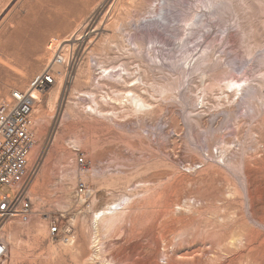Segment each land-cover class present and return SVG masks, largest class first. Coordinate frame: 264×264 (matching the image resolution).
Listing matches in <instances>:
<instances>
[{"label": "rangeland", "instance_id": "1", "mask_svg": "<svg viewBox=\"0 0 264 264\" xmlns=\"http://www.w3.org/2000/svg\"><path fill=\"white\" fill-rule=\"evenodd\" d=\"M152 29L157 32L148 33ZM138 48L149 62L178 73L166 75L175 81L166 101L161 97L166 76L159 70L148 72L145 82L137 79ZM208 51L237 75L251 68L247 76L254 85L231 104L223 99V87L233 76L227 73L217 80L222 89L214 87L213 96L202 103L212 81L193 66ZM59 55L65 62L57 63L60 70L52 68L55 83L32 89L39 96L32 112L36 141L29 158L33 212L28 221L0 220V241L8 248L0 264H108L124 259L140 242L139 235L151 239L150 233L163 227L168 196L188 192L198 197L185 228L188 240L177 251L181 261L216 264L220 244L234 240L238 245L247 234L253 249L242 259L236 246L231 264H264V212L253 216L237 172L203 170L201 149L190 140L193 125L201 144L204 134L219 128L224 139L234 140L232 156L249 143L250 133L242 128L235 137L230 114L249 107L255 84L264 76V0H0V98L10 99L15 89L26 92ZM132 92L154 112H136ZM93 100L120 124L142 118L152 137L86 113ZM164 105L168 109H161ZM232 106L234 112L228 110ZM174 120L178 128L172 126ZM212 144L215 156L210 161L221 162V143ZM181 177L195 186L185 179L182 188H175ZM147 178L152 179L149 188L137 182ZM3 192L10 190L4 187ZM125 196L137 205L127 218L108 230L94 223L95 211L117 206ZM260 201L257 196L255 204L262 209ZM53 222L60 228L56 237L50 232Z\"/></svg>", "mask_w": 264, "mask_h": 264}, {"label": "bare ground", "instance_id": "2", "mask_svg": "<svg viewBox=\"0 0 264 264\" xmlns=\"http://www.w3.org/2000/svg\"><path fill=\"white\" fill-rule=\"evenodd\" d=\"M153 32L156 33L157 29H152V30L148 31V33H153ZM254 43L257 44L258 42L255 41ZM249 47L250 46H248V48ZM135 51H137V53H139V58H140V61L137 63L136 68H135L136 69L135 71H138V73H139V76L137 79H139L140 81L145 82L144 76H147L148 72L153 73V71H156V70H159L163 76H166V75L167 76L168 75L174 76V75L178 74V73H174L172 70H166V69L162 68L159 64L154 63L153 61L149 62V60L145 59L143 57V55L140 54L141 52H140L139 48ZM252 51L253 50L250 49V53H252ZM148 52H150V51H148ZM149 54H148V56H149ZM204 54L205 55L210 54V51H208L207 53H204ZM203 55L199 58L203 59ZM205 55H204V57H205ZM150 57H151V55H150ZM57 58L59 59V61H56L55 63L52 61L48 65V68H46V70L50 69V71L52 72V68H54V67L58 68V69L60 68V66H58L57 63H64L65 58L63 57V55H59ZM221 58L222 57H217V58H215L216 59L215 60V59L211 58L209 55H207L201 61L202 64H200L201 62L199 63L200 59H198L199 61L198 62L196 61V63L193 66L196 69V71L200 72L199 74L203 77V79L204 78L210 79L212 81L211 86L209 85L210 88L206 89L208 87L207 86L205 88L203 95H202V98H203L202 103L203 104L205 102L204 97H207L208 95L214 94V92H215L214 87H220L221 88V86H220L221 83L218 84V82H217V80L219 81V78L221 77V73H222V76H223V73L224 74L227 73L226 74L227 76H228V74H230L231 76L233 75L232 77L228 76V77H230L229 79H231V80H228L226 85L223 87L224 89H226L225 93L227 94L226 97L223 99H225L224 101L227 100L229 103H230L231 99L235 98V96H238L239 94L244 93L245 90L247 91V88L254 85V83H252L253 81L249 77L250 75L247 76V71H249L251 68H248V70H247V68H246L247 66L244 67L245 69H243V72L241 74L239 73L240 75L238 74L239 77L240 76L241 77L238 78L237 73L231 71L230 67L225 66L223 63L224 61L221 60ZM198 63L200 64V66ZM190 64H191V61L188 62V66H190ZM194 68H192V69H194ZM123 70L128 71L126 68H123ZM152 73L151 74L149 73V75H152ZM234 73H235V75H234ZM250 73L251 72H249V74ZM127 74H128V72H127ZM167 76L165 77V82L161 85V97L165 101L173 95L171 93V89H172L171 85L175 82L173 79V76H172V80H169L170 78ZM54 79H55V77H54ZM253 80H255V79H253ZM116 81H117V79H116ZM54 83H55V80H54ZM54 83H52L51 85H53ZM51 85H49V86H51ZM255 85L257 87V90L255 89L256 92L254 94L251 93V94H253V98H252V96L250 97L252 99H251V101H249L250 103L248 102L250 104L249 107L244 111H240V112L236 111V113L230 114L232 116L231 118H233V120L232 119L231 120L233 121L232 128H233L234 132H236L235 137H237V134L239 133V128L240 129L242 128L243 130L248 131L250 133V137H249L250 139L248 140L249 143H247V145H243L242 152L240 154H236L233 156L229 154V151L232 149L231 144L234 143V140L224 139L222 136V133H220L218 130L219 128L218 129H216V128L212 129L207 135L204 134L205 135L203 137L204 142L202 144L198 138V134L195 131V128L193 125L191 126V131H190V140L192 141L191 143L193 145H195L194 146L195 148L201 149L199 151V156L202 159V163L205 165V169H203V170H205L206 172H216V171H219V169H221V168H223V169L227 168V169L234 170L235 172H237L240 185L244 189L245 197L247 196V198H248V201H249L248 207L253 212V216L255 213H257L260 210L262 212H264V208L261 209L258 207L257 204H255L256 197L258 196V199L261 200L260 201L261 204L264 205V142L260 141L261 137L264 138V76L258 80V85L257 84H255ZM32 89H34V91L44 90V89L40 90L39 88H37V87L34 88L32 86L26 92L15 89L11 92L10 99L5 100V99L0 98V100H5L7 102L8 101L11 102V101H13L12 93L14 91L25 93L23 95L31 98V100H32L31 104H32V112H33L35 102L39 101V96L34 91H32ZM248 98L249 97H247L246 100ZM129 99H130V102L132 103V105L135 107L136 112L139 111V112H141V114L143 113V115L144 114L150 115L154 112V109L150 107V103H148L139 94L132 92V94L129 96ZM233 101H236V100H234V99L231 100L232 103H233ZM93 102L95 103V105L94 106L91 105L90 110H86V108H84L86 113H88L92 116H101L102 118L108 119L109 121H111L110 119L112 118V121H114L115 125H122L128 131L139 133V135H141V136L145 135L148 138L152 137L151 133L149 131H147V129H145V124H144V122H142L143 121L142 118L141 119H139L140 117L138 118L140 120V123H138L139 121H137V123H135V124H128L127 122H125L124 124H120V123H118V121L115 118L111 117L113 114L111 116H109L108 115L109 112L107 114L101 108V106L99 105V103L96 100H93ZM164 104H166V106H167L166 102H164ZM165 108H167V107H165V105H164V107L161 109H165ZM234 109L235 108H233V106H232L228 110H230L231 112H234ZM199 119L201 121H203V123H204V117H202V114H199L198 120ZM31 120H32V113H31ZM200 123H202V122H200ZM32 125H33V121H31V130H32ZM107 126H108V128L111 127L109 125H107ZM172 126L174 128H178V122L176 120H174ZM232 128H231V130H232ZM143 131H147L146 134ZM177 131H178V129H177ZM32 132H33V130H32ZM33 134H34V132H33ZM34 139H35V135H34ZM214 140L216 142L218 141L219 143H221V147L218 146L219 147L218 150L220 149V156L219 157L222 158L221 162H220V160H218L216 162L210 161V159L215 156L214 152H213V147H212V145H213L212 143ZM35 141H36V139H35ZM34 145H35V142H34ZM205 151H206V154H205ZM31 152H32V150H31ZM31 152H30V154H31ZM260 153H262V154H260ZM30 154H29V158H30ZM29 158H28V169H29V172L31 173V170L29 168ZM183 176H185V175H183ZM31 177H32V174H31ZM185 177H187V176H185ZM185 177H181L177 182H175V184H174L175 188L180 189L183 187L182 185H184V184L182 182L185 179H187ZM187 180H189V179H187ZM137 182L141 183V186L149 188L150 183H152V179H148V178L147 179H140ZM188 182L190 183L191 186H195V184H196L194 181H191V180H189ZM20 185L21 184L19 183L18 188ZM28 195H29V189H28ZM197 197H198L197 195H192L190 192L185 193V194H178V197H176V198H172V196H168V198L165 200V203H164V209L162 210L163 227L159 230V232L157 234L154 233L155 235L150 233V236H152L151 239H149V235H147V234L146 235L145 234L139 235L138 237L139 238L142 237V238H141L140 242H138L137 246L132 250L131 254L128 257H125L124 259H121V260L120 259L118 260L116 258V259H114L115 261L108 262V264L109 263L110 264H186L183 261H181V259L178 258L177 251H179V246L188 240V236H187V233L185 231V228L190 224L188 222L189 216L191 215L190 213L193 212L196 208L195 205H196ZM30 200H31V198H30ZM120 200H124V202L123 203L120 202V203L116 204L117 206H114V207H112V205L109 204L106 207L95 211L94 223L99 227L101 226V228L103 230H108L112 225L116 224L119 220L122 221L125 218H127L129 216V210L130 209L137 207V205L134 206L135 201H132L131 196L122 197ZM31 204H32V201H31ZM32 212H33V207L31 209L30 217L32 215ZM13 217H15V216H13ZM30 217H29V219H30ZM9 218L12 219L11 217H9ZM9 218H6L5 220H7ZM28 220H26V221H28ZM22 221H24V220H22ZM262 222L264 223V221H262ZM53 225L58 227V232L55 235L52 234L51 230H50V232H51L53 237H56L60 233V228L56 222H53L51 229H52ZM261 226H263V225H261ZM261 228H264V227H261ZM253 236H251V237H253ZM259 236H260V234H259ZM144 240L145 241L147 240L146 241L147 244L143 242ZM256 241H255V243H256ZM260 241H261V239H260ZM0 242H2V241H0ZM238 242H239V244L237 245L236 241L228 240L225 243L220 244V246H218V247H220V249L222 250V255L220 254L219 257H214L213 260L215 262L218 261L216 264H231V261H233L235 259L233 258V260H232L229 257L235 253V249H236L235 247L236 246H238V249L240 251V253L238 252L239 253L238 257H242V259H243V257L246 256V250H248V248H250V244H253L252 239L250 237H248L247 234H245V235H243V237H240L238 239ZM2 243L6 247V253L3 256V258H4L7 254L8 248L4 242H2ZM160 243H164V249L160 248ZM263 247H264V245H263ZM251 249H253V248L251 247L250 251H251ZM258 250H260V249L258 248ZM3 258L0 260V262L3 260ZM251 258H252V256H251ZM191 263L192 262H190L188 264H191Z\"/></svg>", "mask_w": 264, "mask_h": 264}, {"label": "built area", "instance_id": "3", "mask_svg": "<svg viewBox=\"0 0 264 264\" xmlns=\"http://www.w3.org/2000/svg\"><path fill=\"white\" fill-rule=\"evenodd\" d=\"M54 80L48 69L34 79L32 87L46 89ZM23 94L14 91L13 101L0 100V220L15 216L26 221L32 209L28 195V158L35 142L31 130L32 100ZM4 187L10 192L4 193ZM51 231L55 235L58 227L53 225ZM5 253L6 247L0 242V260Z\"/></svg>", "mask_w": 264, "mask_h": 264}]
</instances>
